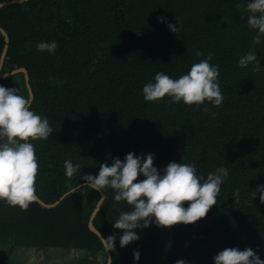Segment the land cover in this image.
I'll return each mask as SVG.
<instances>
[{
	"label": "trees",
	"instance_id": "16d2710c",
	"mask_svg": "<svg viewBox=\"0 0 264 264\" xmlns=\"http://www.w3.org/2000/svg\"><path fill=\"white\" fill-rule=\"evenodd\" d=\"M249 2L24 0L0 7V25L10 35L3 70L27 67L31 110L54 130L47 140L30 141L39 163L36 193L47 203L59 200L52 206L36 200L27 211L0 201V264L28 263L34 247L45 249L49 258L37 264H108L109 253L111 264H214L216 254L233 247L251 248L264 260V204L259 192L251 198L264 185V40L252 44L256 31L247 25ZM158 17L177 23L180 31L173 34ZM52 41L54 54L37 51L39 42ZM4 45L0 30V57ZM250 50L260 72L252 65L239 67ZM197 51L204 55L197 57ZM209 52L210 63L220 69L222 106L144 100L142 89L157 72L177 79ZM0 86L29 94L22 71L0 73ZM128 153L154 154L161 173L176 162L194 164L205 178L223 166L229 176L205 218L171 228L153 222L135 229L140 239L124 248L122 230L113 224L131 207L116 202L113 189H104L93 221L106 239L116 236V250L107 252L89 227L101 192L88 187L83 175H98L100 164L111 166L112 158L123 161ZM65 160L81 165L71 179ZM143 179L141 174L138 181Z\"/></svg>",
	"mask_w": 264,
	"mask_h": 264
},
{
	"label": "clouds",
	"instance_id": "9594fccd",
	"mask_svg": "<svg viewBox=\"0 0 264 264\" xmlns=\"http://www.w3.org/2000/svg\"><path fill=\"white\" fill-rule=\"evenodd\" d=\"M247 25L255 30L253 46L264 40V0H252L247 4ZM158 21L167 24L173 34L180 29L176 24L167 23L166 18ZM56 41L39 42V52L54 54ZM197 57L204 53L197 51ZM213 55L191 65L187 74L177 79L170 78L164 72H157L154 82H149L142 89L143 98L149 103H159L165 97L169 103L183 102L197 107L207 101L213 107H220L225 99L220 83L219 65L210 63ZM239 67L260 72V61L255 51L250 50L239 59ZM66 83V81H58ZM34 97L31 93L19 95L17 88L0 86V201L8 206L27 211L36 202V178L39 175V163L36 150L30 141L47 140L53 128L46 117L31 110ZM202 111L208 113L205 106ZM215 116V113H212ZM111 155V154H109ZM80 164L71 160L64 161L65 176L71 179L80 170ZM98 175H83V180L93 190L102 191L111 188L115 191L116 202H126L131 210L121 212L114 222L115 229L122 230L119 238L121 248L138 241L140 236L135 229H145L151 223L157 227L171 228L177 224H192L205 218L210 209L217 205L221 186L229 176L226 167H218L207 177L198 175L194 164L170 162L163 172L154 166V154L128 153L122 161L112 158V164H100ZM143 175L144 179L138 181ZM138 181V182H137ZM260 193L259 199L264 204V185H258L251 194L252 200ZM235 203L240 202L239 189L234 192ZM188 207L185 208L184 204ZM115 234L103 239L107 252L115 251ZM134 260L140 259L139 251L133 252ZM214 264H264V260L251 249L225 248L213 257ZM175 264H186L177 260Z\"/></svg>",
	"mask_w": 264,
	"mask_h": 264
},
{
	"label": "water",
	"instance_id": "95a60500",
	"mask_svg": "<svg viewBox=\"0 0 264 264\" xmlns=\"http://www.w3.org/2000/svg\"><path fill=\"white\" fill-rule=\"evenodd\" d=\"M21 1H24V0H3V1H0V7L5 5V4H9V3H15V2H21ZM0 30L3 32L4 34V37H5V45H4V48H3V51L1 53V57H0V73L2 75H7V74H14V73H17V72H24L25 74V79H26V84L28 86V89H29V93H31L32 96H34V92H33V88H32V85H31V82H30V74H29V71L27 69V67L25 66H20V67H16V68H13L9 71H4L3 70V62H4V59H5V56H6V53H7V50H8V47H9V41H10V35L8 33V31L6 30V28H4L3 26L0 25ZM101 192V197L100 199L98 200L97 204H96V207L94 208L92 214L90 215V218H89V227L94 231L96 232L99 236H101L102 240L103 239H106L102 232L99 230V228L94 224V217L96 215V213L98 212L101 204L103 203L104 199H105V196H106V193L102 191ZM37 200L42 203L43 205H46V206H52V205H55L59 200H57L56 202H51V203H47L46 201H44L37 193ZM65 194H63L64 196ZM62 196V197H63ZM111 261H112V255L109 253V256H108V264H111ZM163 264H167V263H163Z\"/></svg>",
	"mask_w": 264,
	"mask_h": 264
},
{
	"label": "rangeland",
	"instance_id": "374dc122",
	"mask_svg": "<svg viewBox=\"0 0 264 264\" xmlns=\"http://www.w3.org/2000/svg\"><path fill=\"white\" fill-rule=\"evenodd\" d=\"M33 249H34V251L30 253L31 256L27 259L28 263L26 262V264L45 263L49 259V258L45 257V254H44L46 251L45 249L37 248V247H34ZM61 254H62V252H61ZM66 254H62V255L64 256ZM68 256H69V254H68Z\"/></svg>",
	"mask_w": 264,
	"mask_h": 264
}]
</instances>
